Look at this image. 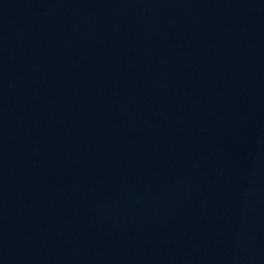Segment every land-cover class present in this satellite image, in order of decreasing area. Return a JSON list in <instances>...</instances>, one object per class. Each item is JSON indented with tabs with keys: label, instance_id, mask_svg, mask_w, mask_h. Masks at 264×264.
Instances as JSON below:
<instances>
[{
	"label": "water",
	"instance_id": "obj_1",
	"mask_svg": "<svg viewBox=\"0 0 264 264\" xmlns=\"http://www.w3.org/2000/svg\"><path fill=\"white\" fill-rule=\"evenodd\" d=\"M0 264H264V0H0Z\"/></svg>",
	"mask_w": 264,
	"mask_h": 264
}]
</instances>
